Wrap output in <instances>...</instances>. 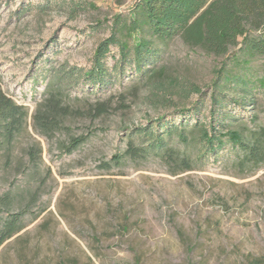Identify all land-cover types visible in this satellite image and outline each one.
I'll list each match as a JSON object with an SVG mask.
<instances>
[{
	"label": "rangeland",
	"instance_id": "1",
	"mask_svg": "<svg viewBox=\"0 0 264 264\" xmlns=\"http://www.w3.org/2000/svg\"><path fill=\"white\" fill-rule=\"evenodd\" d=\"M78 2L0 0V87L30 113L57 67H89L113 16L128 14L134 0H87L71 12ZM161 54L168 76L202 90L207 115L214 72L229 59L178 37ZM253 66L264 76V57ZM256 95L242 115L264 125V92ZM160 96L125 77L98 95L64 91L76 112L55 136L28 121L10 155L0 153V198L11 196L12 213L27 211L23 229L1 245L0 264H264V166H245L226 151L176 176L158 159L114 163L126 130L197 100ZM101 103L106 110L95 115ZM72 137L86 140L69 153Z\"/></svg>",
	"mask_w": 264,
	"mask_h": 264
},
{
	"label": "trees",
	"instance_id": "2",
	"mask_svg": "<svg viewBox=\"0 0 264 264\" xmlns=\"http://www.w3.org/2000/svg\"><path fill=\"white\" fill-rule=\"evenodd\" d=\"M85 1L71 3V12ZM128 10L126 15L113 16L110 34L94 50L88 68L57 67L31 113L0 87V153L10 155L29 120L41 136L63 132L65 121L76 112L63 101L64 91L80 87L98 95L130 77L161 94L162 101L192 95L197 100L189 109L176 108L171 117L160 116L126 130L125 149L115 158L116 165L124 160L158 159L176 176L215 161L226 151L245 166H264V125L257 123L255 115L250 119L242 115L256 105V94L264 92V76L256 75L253 66L256 58L264 57V0H134ZM177 37L215 57L229 59L214 72L207 115H203L202 90L193 84L182 85L166 74L164 66H158L161 52ZM232 50L235 54L230 58ZM92 109L100 115L106 107L101 103ZM85 140L70 138L66 151L71 153ZM28 153L33 160L31 150ZM0 204L1 247L23 229L27 211L12 213L9 194L1 196Z\"/></svg>",
	"mask_w": 264,
	"mask_h": 264
}]
</instances>
